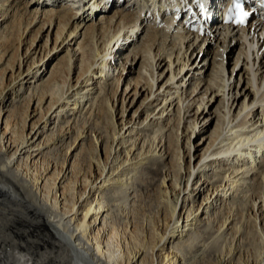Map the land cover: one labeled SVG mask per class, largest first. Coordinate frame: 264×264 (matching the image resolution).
Masks as SVG:
<instances>
[{"label":"bare ground","instance_id":"6f19581e","mask_svg":"<svg viewBox=\"0 0 264 264\" xmlns=\"http://www.w3.org/2000/svg\"><path fill=\"white\" fill-rule=\"evenodd\" d=\"M62 1L0 0V60L5 59L11 86L20 95L19 108L0 120V264H185L187 256L205 244L201 222L220 231L230 224L232 228L239 218L253 223L262 254L263 21L196 31L192 19L182 30L174 20L164 22L165 12L174 9L177 0L175 5L170 0H133L126 6L116 1L111 5V0ZM236 43L238 53L237 46L226 56V48ZM17 52L22 61L16 73L10 65ZM50 53L53 61L45 68ZM21 62L29 68H22ZM8 87L2 80L0 93ZM153 106L160 111L150 112ZM29 109L47 110L26 125ZM105 111L112 116L122 112V128L110 135L114 147L103 133H95L96 152L98 144L102 151L97 174L78 159L82 144L60 166L43 157V148L57 131L68 135L79 118L99 120ZM148 120L160 125L155 136L162 135L159 151L173 150L175 133L174 156H183L190 178L195 172L193 188L185 187L181 206L163 212L165 228H151L150 237L130 227L129 213L120 227L116 213L122 194L129 200L122 186L130 184L135 167L126 168L127 163L133 160L137 166L149 153L156 155L137 136ZM166 128L171 131L165 135ZM45 130L50 133L40 143L31 142ZM84 133L79 131L74 143ZM207 167L212 174L205 180L201 176ZM179 170L163 175L166 193L176 192ZM240 194L250 201L248 215L235 206ZM241 228L237 225L238 231ZM233 252L227 253V260Z\"/></svg>","mask_w":264,"mask_h":264},{"label":"rangeland","instance_id":"374dc122","mask_svg":"<svg viewBox=\"0 0 264 264\" xmlns=\"http://www.w3.org/2000/svg\"><path fill=\"white\" fill-rule=\"evenodd\" d=\"M31 10H33V4L29 6ZM22 6L20 7V11L22 10ZM14 11V9H13ZM157 24V22H156ZM145 30V29H144ZM143 32V31H142ZM140 39V38H139ZM239 45V44H238ZM237 43L232 46V49L226 48V56L231 55L233 50L238 46ZM26 48H24L25 50ZM240 49V46L236 48L235 53ZM238 53V52H237ZM20 52V61H22V56ZM65 54V50L62 51L56 58L61 57V55ZM51 53L47 56V59L45 63H48V66L45 68H50L53 58H50ZM19 52L16 53L12 60V65H10V68L12 66L15 68L14 70L16 73L19 70ZM29 61V60H28ZM65 62V60H64ZM45 65V64H44ZM231 65V64H230ZM5 59L0 60V82L2 80L8 81V89L6 93L1 92L0 93V120L9 113L15 112L18 104V98L20 95H17V91L14 89V86H11V78L9 79L10 75V69H7L6 67ZM22 68L25 69L29 68V65L27 63L22 64ZM35 72V71H34ZM29 79L31 76H28ZM236 77V76H235ZM239 78V76H237ZM235 80V78H234ZM237 84V81H236ZM21 83L18 84V87H20ZM240 87V84H238ZM17 87V88H18ZM157 89V87H156ZM62 90V89H59ZM59 90L55 95L59 93ZM142 97L139 99L141 100ZM139 102L134 105V107L126 112L124 118L128 119L132 116L133 110L138 106ZM119 107V106H118ZM117 107V108H118ZM23 108V107H22ZM21 108V110H22ZM160 107L153 106L151 108L150 112H153V110H156L155 113L160 111ZM47 109H38L35 112L32 111V109H29V112L32 111L31 117H28L27 123L33 122L36 120V118L39 115H42ZM112 110V109H111ZM18 112V111H17ZM37 115L33 117V115L36 113ZM115 113V112H114ZM117 113V110H116ZM69 114V113H68ZM105 115L102 116V118L89 119L86 118H79V123L77 124V128L74 131H70L68 135H64L63 133L57 131L56 135L52 138L53 141L48 142L46 144V147L43 148V157L53 161L58 162L59 166L62 164L65 159L71 158V153L73 151L76 152L78 146L83 145L84 152L79 156L78 159H81L84 165L89 169L88 171L94 170L93 174H97L98 167H99V158L102 157V151L101 146L99 152H96V144L97 141L94 137L96 132H101L105 135V139L108 141L109 146L114 147V143L111 140L110 136L113 131L116 129L117 131L122 128L121 119L123 118V113L119 112L118 115L112 116V112L108 113V111L104 112ZM119 116H122L119 117ZM143 118V117H142ZM140 118V119H142ZM31 119V120H30ZM60 125L63 124L64 120H59ZM120 122V123H119ZM52 124H50L51 126ZM138 126V124L136 125ZM159 126L155 123H150L149 120L143 124V127L140 129V132L137 134L139 136L140 144H142L143 141H145V148L149 149L151 148L156 155H151L153 153H149L148 158L140 159V164L136 163L137 166H135L133 160H130L126 166V168L133 169L135 167L134 171L131 172L132 180H129L128 183H130L128 186H122V188H127V192L129 195V200L126 201L124 198V194L121 196L120 202L122 203L119 205L118 210H116V213L120 214L121 217L117 223L118 225H122L120 227H123L125 225V216L128 214L130 216L131 225L130 227L132 229H136L137 231H144L146 234V237H150L153 234H151V228L157 229H164L165 225L162 220V214L163 212H167L170 214L169 209L175 208L177 205V208H179L183 202V196H184V189L188 185L190 189L193 188V184L195 182V172H193V176L189 177V172L185 169V159H183L182 155L180 157L174 156V149H177V144L175 142L178 141L176 138L175 133H172V141L174 148L171 151H168V153H165L163 151H159L162 143L160 142V139L162 138L161 134L159 135L158 139H155V136H158L159 132ZM211 125L208 124V128ZM79 131H85L84 134L79 136V139L76 143L75 142V136L79 133ZM171 130L165 129L163 134L166 135V133H169ZM50 133L49 130H45L41 136H36L34 139H32V143L38 144L41 142L42 139L45 138ZM121 137L118 139L120 140L122 136H125V130L121 131ZM63 134V135H62ZM68 137V138H67ZM95 139V141L93 140ZM185 139V138H184ZM69 141L72 143L71 149H69V143L66 144V142ZM95 142V143H94ZM118 140L116 142L117 146ZM183 138L181 139L180 145H184ZM44 146V145H43ZM189 147V146H188ZM157 149V151H156ZM183 152L187 151V147L182 148ZM135 153L138 152V150H134ZM187 153V152H186ZM164 154V155H163ZM185 158V155H184ZM188 159V157L186 156ZM66 165V164H65ZM182 167L180 168V166ZM67 167H65L66 170ZM210 167H207L204 172V176H201L202 179L211 178L212 170L209 169ZM180 169V170H179ZM171 170L172 172L177 173L178 170L181 174V180L180 184L176 187V192L172 190V192L166 193L163 189L165 188V184L162 183L163 175L165 173ZM62 175L58 178V184H60V181H62ZM217 177L215 178V180ZM214 180V181H215ZM66 182V181H65ZM64 182V183H65ZM62 183V184H64ZM109 193V192H108ZM171 198V199H170ZM196 200V199H195ZM133 204V206L131 205ZM235 206H239L241 212L244 215H248V209H250V201H246L245 198L242 197V194L239 195V197L235 201ZM121 207V208H120ZM164 207V208H163ZM134 208V209H133ZM114 209H116L114 207ZM166 209V210H165ZM168 209V210H167ZM132 210V211H131ZM129 211V212H128ZM228 213L229 210L226 208L223 213ZM125 215H124V214ZM226 213V214H227ZM161 214V215H160ZM196 214V213H195ZM80 214V216H82ZM159 216V217H158ZM155 220V221H154ZM162 220V221H161ZM158 223V224H157ZM236 223L232 228L230 224L229 227H224L222 230L218 231L217 227L208 228L207 224L201 222L199 225V231L203 234L205 244H199V246L196 248L195 251L192 252V254H189L186 258L185 264H264V261L260 262L259 259L264 258V252L262 254L260 251V241L258 239V231L253 227V223L248 218L242 219L239 218L236 220ZM153 224V225H152ZM156 224V225H155ZM150 225V226H149ZM158 225V226H157ZM163 225V226H162ZM237 225L242 226L241 230H237ZM161 227V228H160ZM140 228V229H139ZM226 228V229H225ZM226 230L225 237H222L224 235L223 230ZM146 230V231H145ZM179 234V231L176 232L171 240L174 238H177ZM156 236V234H154ZM234 251V252H233ZM233 252L231 255L232 257L227 260V253ZM240 253H242V258H240ZM229 262V263H228Z\"/></svg>","mask_w":264,"mask_h":264},{"label":"snow or ice","instance_id":"6c2138e0","mask_svg":"<svg viewBox=\"0 0 264 264\" xmlns=\"http://www.w3.org/2000/svg\"><path fill=\"white\" fill-rule=\"evenodd\" d=\"M236 13L238 14V19H236V22L239 24H243L245 19V14L243 12H240L238 9Z\"/></svg>","mask_w":264,"mask_h":264}]
</instances>
